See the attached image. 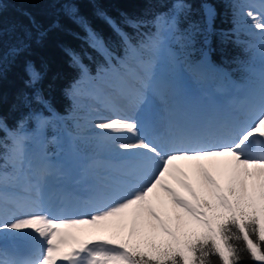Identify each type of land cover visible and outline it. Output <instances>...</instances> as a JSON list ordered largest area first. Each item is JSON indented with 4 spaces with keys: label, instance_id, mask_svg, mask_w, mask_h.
<instances>
[{
    "label": "snow or ice",
    "instance_id": "1",
    "mask_svg": "<svg viewBox=\"0 0 264 264\" xmlns=\"http://www.w3.org/2000/svg\"><path fill=\"white\" fill-rule=\"evenodd\" d=\"M2 8L0 3V11ZM191 11L188 0H174L171 14L154 16L152 25L178 30L189 44L200 42L210 59L215 11L205 5L202 25L189 22L181 28V17L186 19ZM247 16L264 33V20L252 11ZM130 23L142 28L147 22ZM90 35L94 46H103ZM126 43L129 54L137 57L141 48L150 46L133 44L130 38ZM25 47L22 44L10 51L18 55ZM245 54L248 61L241 65L242 70L248 74L246 78L258 72L260 87L246 98L243 120L234 117L215 132L176 128L168 122L163 141L140 135L142 120L157 122L149 111L156 96L153 64L139 57L135 67L118 61L98 69V76L109 71L116 75L108 102L118 114L97 119L94 127L109 138L131 133V139L118 141V148L133 153L135 164L122 173L123 179H114L93 192L86 201L88 212L49 201L43 187L47 172L30 182L29 196L9 200L4 195V170L0 169V234L14 233L15 239L33 249L22 258H9L0 249V264H213V257L218 264H242L245 255L264 264V35L259 48L248 45ZM257 57L258 70L254 67ZM72 59L81 75L65 95L75 100L81 82L90 74L78 57ZM26 70L30 86L42 78L31 64ZM35 98L50 113L54 111L42 95ZM22 100L28 103L27 96ZM38 118L49 121L42 113H29L28 119ZM6 127L0 119V131ZM15 152L22 166L23 145L17 143Z\"/></svg>",
    "mask_w": 264,
    "mask_h": 264
},
{
    "label": "trees",
    "instance_id": "2",
    "mask_svg": "<svg viewBox=\"0 0 264 264\" xmlns=\"http://www.w3.org/2000/svg\"><path fill=\"white\" fill-rule=\"evenodd\" d=\"M174 0H0V119L7 127L0 131V169L3 175H13V149L17 143L34 147L37 143L44 156L59 158L71 150L86 160L93 158L91 148L77 136L75 103L65 95V90L80 79L81 69L73 63L78 57L80 65L90 74L81 82L78 93H90L102 86L101 82L115 80L113 72L98 76V69L131 64L130 45L148 44L160 35L163 24L152 25L158 14H171ZM192 4L191 14L181 17V28L189 22L203 24V6L210 5L215 11L210 59L203 54L202 44H189L178 30H169L172 52L182 62V67L193 66L204 60L212 85L230 88L251 86L256 75L246 78L241 65L248 61L245 54L248 45L257 49L255 31L247 28L249 23L240 19V8L247 0H188ZM109 20L112 23H109ZM144 20V27L130 23ZM102 42L94 46L90 35ZM43 34V35H41ZM126 34V37L123 35ZM27 45L18 55L11 49ZM145 49L141 48L139 55ZM146 51V50H145ZM259 57L254 61L257 68ZM31 64L41 74L35 85H29L27 66ZM187 68V67H186ZM175 77V75H173ZM95 78V79H92ZM77 93V96H78ZM42 95L50 102V113L35 98ZM27 96L28 103H24ZM42 113L49 121L30 120L29 113ZM19 126L18 131L15 130ZM213 264H218L213 257ZM242 264H256L247 255Z\"/></svg>",
    "mask_w": 264,
    "mask_h": 264
},
{
    "label": "rangeland",
    "instance_id": "3",
    "mask_svg": "<svg viewBox=\"0 0 264 264\" xmlns=\"http://www.w3.org/2000/svg\"><path fill=\"white\" fill-rule=\"evenodd\" d=\"M252 11L257 19L264 20V0H248L246 6L240 8V19L249 23L247 28H252L254 36L260 46V37L264 35L256 29L253 20L247 16ZM169 32L161 30L159 37L155 39V47L150 49L148 57L141 56L144 60L153 64L154 78L152 87L156 92L153 104L149 111L157 117V122L144 119L140 125V135L158 141L165 139L167 123L170 122L176 128L189 130H208L215 132L223 123L231 121L234 117L243 120V108L246 98L250 93L259 90L260 81L258 72L257 81L246 87L235 89V94L226 85L215 86L210 83L208 71L203 61L195 65L194 70L186 68L183 76L172 79L180 68L179 60L174 56L169 46ZM137 65V60H135ZM260 67V61L257 70ZM104 87L101 92L78 93L75 98V122L77 136L84 145L94 151L93 158L86 161L83 157L74 153L64 158L48 159L38 152L37 143L32 147L23 146V165L18 163L16 152L12 157L14 166L13 176H5L4 195L9 200H20L31 194V181L38 179L42 172H47L44 183L46 198L52 203H63L76 212H88L86 201L100 186L113 181L123 179L122 173L134 165L136 158L133 153H126L118 148V141L131 139V133L111 134L112 138L101 134L94 127V122L99 118H114V112L108 102V95L114 94L116 81L101 82ZM189 91L186 92V90ZM193 94L194 96H192ZM228 105V108L226 106ZM15 150V147L13 148ZM39 157V158H38ZM59 160L60 166L55 165ZM182 163V162H179ZM76 190L79 195H75ZM15 234L4 232L0 234V249L8 254L9 258L27 257L33 249L24 240L15 239Z\"/></svg>",
    "mask_w": 264,
    "mask_h": 264
},
{
    "label": "bare ground",
    "instance_id": "4",
    "mask_svg": "<svg viewBox=\"0 0 264 264\" xmlns=\"http://www.w3.org/2000/svg\"><path fill=\"white\" fill-rule=\"evenodd\" d=\"M178 128H181V125H179ZM182 129H184V128H182ZM44 192H45L46 194H48L46 190H45Z\"/></svg>",
    "mask_w": 264,
    "mask_h": 264
}]
</instances>
